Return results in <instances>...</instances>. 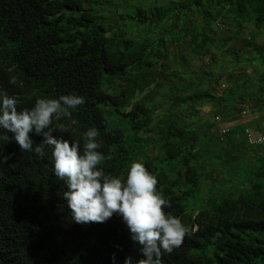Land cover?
<instances>
[{
    "label": "trees",
    "instance_id": "1",
    "mask_svg": "<svg viewBox=\"0 0 264 264\" xmlns=\"http://www.w3.org/2000/svg\"><path fill=\"white\" fill-rule=\"evenodd\" d=\"M0 89L18 99V110L43 97L84 96L70 120H54L70 130L53 134L82 148L83 134L98 128L106 174L119 176L142 162L170 204L166 213L184 223L197 212L198 231L164 253L162 264H264V123L229 128L219 139L202 117L207 108L211 119L235 120L249 107L264 120V0H0ZM246 131L262 142L249 143ZM5 155L0 264L141 258L119 216L73 221L50 150L39 158L12 140ZM247 158L256 165L244 174ZM175 160L178 174L159 171ZM211 174H226L219 182L226 194L189 210L184 200Z\"/></svg>",
    "mask_w": 264,
    "mask_h": 264
},
{
    "label": "clouds",
    "instance_id": "2",
    "mask_svg": "<svg viewBox=\"0 0 264 264\" xmlns=\"http://www.w3.org/2000/svg\"><path fill=\"white\" fill-rule=\"evenodd\" d=\"M9 83L17 84L11 77ZM19 101L0 89V152L4 144L14 140L21 151L34 152L39 158L51 151L53 174L66 185L63 192L73 221L77 224L105 223L114 215L119 216L130 233V239L138 246L140 259L129 256L124 264H162L164 253H171L182 245L188 233H196L198 222L192 214L191 221L166 213L170 207L163 194L157 191L158 180L142 162H133L122 175L106 174L102 165L105 155L99 149L100 130L89 127L83 134V147L53 133L70 129L64 119H71L73 113L86 103L84 96L75 92L58 97L37 99L35 105L18 110ZM216 117V116H215ZM217 124L220 121H214ZM219 117V116H218ZM227 127H220L218 138L226 136ZM4 133H10L7 135ZM33 135L43 138L37 144ZM9 156L0 157V164H6ZM202 180H210L202 178ZM211 181V180H210ZM210 204V203H208ZM115 264L116 257H112Z\"/></svg>",
    "mask_w": 264,
    "mask_h": 264
},
{
    "label": "rangeland",
    "instance_id": "3",
    "mask_svg": "<svg viewBox=\"0 0 264 264\" xmlns=\"http://www.w3.org/2000/svg\"><path fill=\"white\" fill-rule=\"evenodd\" d=\"M136 14V12H134ZM195 64H199L198 62ZM228 87V84H222L220 85V90H223L225 88ZM203 124L204 122H213L211 119V116H208V111L209 109L207 108H203ZM244 113H242L241 118H236L235 120H230V119H226L223 120L221 117V121L217 124L214 123L215 125V130H213L215 136L218 135V130L220 127H227L228 129H233L236 130L238 129L240 126H246L245 128H255V126H262L264 123V120L261 118V114L254 112L253 110H251L249 107H244ZM263 122V123H262ZM202 125V124H200ZM199 125V126H200ZM202 127V126H200ZM204 130V129H203ZM217 134H216V132ZM211 134V133H210ZM211 150L214 151L215 155L218 153L219 150V146L215 144V142H213L210 146ZM246 157H248V154L246 155ZM239 163V161L237 162ZM165 164V163H164ZM206 165V169L209 170V164L204 163ZM255 163L254 161L251 159L249 160L248 158L245 160L241 161V166H240V170H242V173H246V172H250V170H254L255 169ZM159 171H163V168L169 169V170H173L175 174H178V171L180 169V166L178 164V162L172 161L171 164L169 165H160L158 166ZM225 178H227L226 174H211L210 175V180H207V182L205 180H202L201 183V188L198 189L197 192H194V195L192 197H187L186 200H184V204L186 206H188L189 210H200L202 208H204L208 203H210V205H212L214 203V201H218L221 196L223 195V193L226 194V186L224 183H219L220 181H223ZM245 178V176L239 174L236 179L239 180V184H240V188H242L244 186V183H242L243 179ZM228 180H231L228 178ZM235 190H239V186L235 188Z\"/></svg>",
    "mask_w": 264,
    "mask_h": 264
},
{
    "label": "built area",
    "instance_id": "4",
    "mask_svg": "<svg viewBox=\"0 0 264 264\" xmlns=\"http://www.w3.org/2000/svg\"><path fill=\"white\" fill-rule=\"evenodd\" d=\"M214 121H220V117L216 116L214 118ZM225 132H226V130H222V133H225ZM246 133H247L248 142L251 144L260 143L263 140L262 137H260V136L253 137L248 131H246Z\"/></svg>",
    "mask_w": 264,
    "mask_h": 264
}]
</instances>
